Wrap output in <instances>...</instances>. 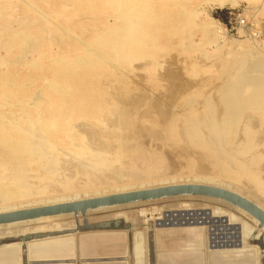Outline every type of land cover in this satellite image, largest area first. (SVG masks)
I'll return each mask as SVG.
<instances>
[{"label":"rangeland","instance_id":"obj_1","mask_svg":"<svg viewBox=\"0 0 264 264\" xmlns=\"http://www.w3.org/2000/svg\"><path fill=\"white\" fill-rule=\"evenodd\" d=\"M61 2L63 0H0V9L3 8L0 25L3 23L9 28L17 24L32 23V26L41 27V34H31L27 48L13 65L15 73L23 76L24 86L22 85L21 90L26 99L9 103L0 99V124H10L2 118L10 114L7 113L9 110L43 112L45 103L50 101L48 95L52 93L57 94L55 106L59 107H82L89 110L99 108L98 111L105 112L125 108L132 113L150 112L151 117L139 118L136 122L146 128L137 138L138 142L136 138L128 137L129 130L122 131L124 135L121 139L131 144V147L127 146L126 151H122L120 155L122 165L119 167L123 172L130 173L146 165L151 170L160 172L165 169L169 172L196 169L194 172L201 171L203 174L207 171L204 173H214L215 177H221L220 181L224 185L219 186L229 190H233L231 187L234 186L233 191L244 195L264 209V0H141L137 5L145 15L146 34L144 33L137 52L126 60H112L108 58L107 53L99 51L100 54L88 41L91 31L100 28L99 25L90 28L86 22L90 21L91 17L83 13L61 17L56 11ZM117 15V12H112L102 21L106 24H113L116 20L120 22L116 19ZM97 21L95 20L98 24ZM82 22L85 24L82 25ZM74 46L90 47L89 51L94 49L93 51L103 55H97L98 58H103L101 65L69 72L67 66L60 65V61H57V65L51 62L35 67L28 64L43 55L44 50L58 58L62 53H69ZM8 58L9 52L0 41V60ZM248 67H251V74H242ZM55 77L65 78L66 81H71L78 91L90 94L87 103H82V99L74 101L61 97V93H58L60 90L55 92L52 87ZM224 93L231 98H225ZM22 103L25 105L22 106ZM94 107L97 109H93ZM98 133L103 136L105 131ZM144 133L147 135L144 136ZM100 134L97 137H100ZM110 134L105 133V143H111L109 140H113ZM107 135L110 136L109 139ZM163 162H168L169 166ZM226 183L231 187H227ZM188 196L156 199L151 200L152 203L147 200L143 202L144 206L142 201L116 205L121 207H117L119 211H128L126 213L130 216L128 219L125 216L120 218L130 225L129 229L113 232L125 236L124 244L120 243L118 248L114 244L91 250L84 248L83 253L87 257H127V233H130L132 243L133 230L142 229L141 226L146 223L143 228L146 226L147 232L148 224H154V219L160 216L150 215L145 209L166 207L167 210L171 209L170 214L176 216L180 214L181 206L177 205L181 201L190 206L187 213L190 215L187 216L201 217L204 209L211 212L214 207H218L226 213L242 217L247 223L251 222L249 213L227 201L201 195ZM184 197L187 199L181 200ZM135 209H144L146 212L134 219L131 210ZM91 211L88 210L84 216L79 213L77 217H74L73 213L61 214L63 216H58L55 221H62V226H56V229L66 227L61 230L65 236L73 235L75 238L82 234L68 235V229L76 219L80 225L83 224L84 218L89 224L111 220L115 210L109 208L97 212L99 214ZM64 215L73 216V222L69 218L61 220ZM223 221L224 217L215 218L212 221L214 224H211L213 228H218L216 232H223L227 241L232 239L234 230L223 226ZM31 223L29 226L36 224ZM74 226L75 223L72 227ZM163 227L171 226L167 224ZM163 227L156 224L153 226L155 232L159 231L157 228L171 230ZM16 233L18 232H13L10 236L0 235V239L17 238ZM57 235H45L39 240ZM145 236L147 238V233ZM27 241L24 243L25 246L28 243L26 247L29 248V245L38 239ZM12 243L13 248L17 247L19 250L21 263V247L24 244L20 241ZM244 244L242 250L250 255L249 264H264V230L258 223ZM155 246L157 253L162 252L163 248L159 247L157 240ZM79 250L81 251L80 245ZM73 264L83 262L75 259ZM118 264H128V259Z\"/></svg>","mask_w":264,"mask_h":264},{"label":"bare ground","instance_id":"obj_2","mask_svg":"<svg viewBox=\"0 0 264 264\" xmlns=\"http://www.w3.org/2000/svg\"><path fill=\"white\" fill-rule=\"evenodd\" d=\"M139 1L141 0H63L56 11L63 18L76 16L79 13L87 15L89 18L91 17L90 21L86 22L88 26H90V28H96L99 25L100 28L91 31L88 41L92 43L98 52L107 53L108 58L112 60H126L127 58L133 57L134 53L137 52L138 47L142 43V38L146 34L147 27L144 24L145 15L139 10L137 5ZM26 4L29 5V3ZM2 12L3 8L0 9V18L3 16ZM112 12L118 13L116 19L120 22L116 20L113 24L103 23L102 19L105 17L107 18ZM95 20H98L97 22L99 23L97 24ZM81 24L84 25L85 23L82 22ZM4 25L3 23L0 25V41L5 44L9 52V58L3 61L0 60V99L8 103L9 101L15 100L18 102L21 99H26V95L21 90L24 84L23 76L15 73L13 65L17 62L20 54L27 48L31 34H41V27L32 26V23L17 24L9 28H6ZM88 48L90 49V47ZM88 48L74 46L69 53H62L58 58L53 57L44 50L42 51L43 55L41 54V56L35 58L28 64L34 67L44 63L47 64L46 62L57 65V61H60V65H62V67L67 66L69 72L74 69H89L101 65L100 62L103 58H98L97 55H103H100V52V54L96 53V51H93L94 49L89 51ZM35 53L37 54L38 52ZM104 61L107 60L104 59ZM250 69L251 67H248L243 70L242 74L250 75ZM52 87L55 89V92H57L56 90H60L58 93H61V97L70 98L74 101L82 99V103L84 104L89 100L90 94H84L82 91H78L74 88L73 83H71V81L68 82V80L66 81L65 78H53ZM48 96L50 101L48 100L46 102L45 100L46 107L43 112L34 110H9V112L7 111V113H10L9 115L2 116L4 122H9L10 124H0V214L166 186L203 184L223 188L219 186L224 185V183L220 181L221 177L219 178L217 175L215 177V175H213L214 173L205 174L204 172L207 171H202L203 174L201 171L194 172L196 169L192 171V169L189 168L190 170L186 172L181 170L177 172V169L175 170L176 172H169L165 169L160 172L157 170L153 171L154 169L151 170L146 165V167L134 170L130 173L121 170V167H119L122 160L120 156L121 152L124 151L127 146L129 148L131 147V144L129 145L125 140L121 139L124 135V132L122 135V131L124 129H126V131L129 130L130 134H128V137L130 136L137 140L141 133L146 131V128L136 122L139 118L148 119L150 112L132 113L125 110V108L111 111L106 110V112L101 110L98 111L99 108L97 109L95 107L93 109L97 110H89L82 107L65 108L55 106L57 105L56 93L55 95L52 93ZM223 96L226 98L229 95L224 93ZM229 98H231V96H229ZM227 100L229 101V99ZM21 105L23 106L25 103ZM83 120L86 121V123ZM10 121L13 123L11 124ZM157 124L159 126V123ZM98 131H105L106 134L107 132L109 134L111 133L110 136H113L112 139L114 141L110 139L109 141H111V143H105V141H103L105 133L103 136H101L102 132L101 134L98 133L100 137H97ZM145 134L146 133H144V136L147 135ZM110 136L108 137L107 135L108 139ZM138 140L136 142H138ZM168 162L165 163L167 166H169ZM112 166L115 167L111 169ZM106 170L114 172L106 173ZM233 180H235L234 177ZM225 185L231 187L227 183ZM231 188L234 190L235 187L233 186ZM225 189L229 190V188ZM233 190L230 189L231 192L244 196ZM169 197L149 200L151 202V200ZM185 199L187 198L184 197L181 200ZM190 199H188V201ZM207 200L205 201L207 202ZM135 202H141L142 206H144L143 202H147V200L129 203ZM216 202L217 201H215V203ZM129 203L113 204L69 213H73L74 217H77L79 213L84 216L88 210H92V213H97L101 210L113 208V210H115L112 215L113 219H119L122 216L129 218L130 216L126 213L128 211H119L118 208L121 207L116 206ZM187 204L188 203L185 201H181V203L177 205V207L181 206V208L180 214L176 213L178 214L176 216L170 214L171 209L167 210L166 207V209L149 207L145 210L149 211L150 215H160L154 219V225L156 224L163 227L169 224L171 226L170 228H172V226L173 228H175V226L185 228L182 230H186L185 233L198 242L197 246H199V248L190 249L192 254L197 251L198 254H201V252H208L209 256L224 253L233 255L235 252L237 253L242 250L237 247H244V241L248 238L257 223L262 230H264V224H261L251 215H249L251 217V222H249L252 223V225L243 221L241 219L242 217L236 216L233 213H226L224 209L222 210V208L220 209L218 207H214L211 211L212 213L204 209L203 216L201 217L187 216L190 215L187 214L189 211L188 208H190ZM258 206L261 207L260 205ZM145 210H131L133 216H135L133 218L135 219L141 213L146 212ZM69 213L41 215L34 218L0 223V235L3 236L6 234L10 236L13 232L14 234L18 232L16 234L21 236L24 234L33 235L40 232L56 231V226H62V221L56 222L55 218L63 216L61 214ZM74 217L66 215L61 220L69 218L70 221H72ZM220 217L225 218V221H223L224 223H222L223 226L234 230L232 239L226 241L223 232L220 233L218 232L219 230L216 232L218 228L216 227L217 229H215L212 227V224H214L212 221ZM219 221H221V219H219ZM31 222L36 224L34 226H29V224H32ZM77 222L78 219L73 222L75 223L74 227H72L73 223H71L70 229L78 228L80 224H77ZM145 224L146 223H144V225ZM143 227L141 226L142 229L140 230L137 228L133 230V241L131 245L132 258L134 260L133 264H147L148 262L146 252L147 238L145 236L147 232L145 229L146 226L145 228ZM64 228L58 229L57 231L64 230ZM157 229L160 230L162 228ZM259 232L261 231L259 230ZM226 233L229 232L226 231ZM72 234L74 233L68 235ZM68 237L62 234L56 237L38 239V241L32 242L31 245L35 243L52 245L61 242L63 246L57 243L59 246L55 249L66 250V254L68 250L64 244L69 242L67 240L69 239ZM70 239L73 241V246L72 248L70 247L69 250H72L74 255L69 257V261H75L76 250L73 248L75 243L74 236L70 237ZM13 244L14 243L11 242L9 245L2 244L4 247L1 248H12ZM27 244L28 243H26V246ZM30 250L32 249L27 248L28 252ZM193 255L197 257L196 253ZM77 257L80 258V254H78ZM84 259L85 258H81V261ZM33 260L43 261L45 259H29V262ZM209 262L208 264L213 263L211 261Z\"/></svg>","mask_w":264,"mask_h":264},{"label":"water","instance_id":"obj_3","mask_svg":"<svg viewBox=\"0 0 264 264\" xmlns=\"http://www.w3.org/2000/svg\"><path fill=\"white\" fill-rule=\"evenodd\" d=\"M177 195H203L208 197L218 198L227 201L242 210L249 213L252 217L257 219L261 224H264V209L259 207L253 201L241 196L237 193L231 192L225 188H220L216 186L203 185V184H184L177 186H166L153 188L142 191L128 192L122 194H113L104 197L90 198L86 200H79L70 203L55 204L51 206H41L37 208H31L27 210H20L9 213L0 214V223L17 221L20 219L34 218L41 215H51L55 213H69L77 211H85L89 208H97L103 206H109L113 204L129 203L140 200H149L155 198L177 196ZM83 224L79 225L78 228L68 229V233H81V236H76L74 238V249L76 250V258L78 262H83V264H118L128 259V264H133L132 251H131V236L127 233V243L125 247V252L128 254L127 257L114 256V257H87L83 253V249H95L105 246L113 245L117 248L124 244L125 236L113 234L117 230H127L130 225L124 222L123 219H111L96 223H87L85 218L82 220ZM154 224H148L147 230V255L148 264H208L209 261L215 264H249L250 255L247 252L240 250L235 252L233 255L230 254H217L208 255V252H201V254L195 251L196 256L190 251L197 246V240L190 238L188 234L185 233V228L175 226V228H170L171 230H159L155 232L153 228ZM67 231V230H66ZM61 232V233H60ZM60 233V234H59ZM65 234L63 231L54 232H40L37 234H24L18 236L17 238L5 240L0 239V264H27L29 259H45L43 261L33 260L31 264H73L72 261H68L69 257L73 256L72 250H69L73 246V241L69 236L67 239L65 247L68 250H58L55 249L63 243H54L52 245L47 244H30L28 249H32L29 252L25 246V241L30 239H39L41 237L52 236V235H62ZM125 235V234H124ZM66 240V239H65ZM155 240L158 241L159 247L163 248L162 252H156ZM23 242L21 247V263L19 258L18 248H1L4 247L2 244H9L10 242ZM200 242V241H199ZM121 243V244H120ZM79 245L81 246V251L79 250ZM64 248V247H63ZM242 249L241 247H237ZM194 252V251H193ZM65 254V255H64ZM80 254V258L77 255ZM195 257V258H194ZM81 258H85L81 261ZM185 260H183V259ZM66 263V264H67ZM212 263V264H213Z\"/></svg>","mask_w":264,"mask_h":264}]
</instances>
